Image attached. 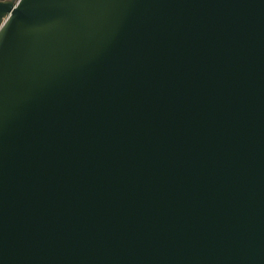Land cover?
<instances>
[{
    "label": "water",
    "instance_id": "95a60500",
    "mask_svg": "<svg viewBox=\"0 0 264 264\" xmlns=\"http://www.w3.org/2000/svg\"><path fill=\"white\" fill-rule=\"evenodd\" d=\"M0 264H264V0H0Z\"/></svg>",
    "mask_w": 264,
    "mask_h": 264
},
{
    "label": "flooded vegetation",
    "instance_id": "af4514ba",
    "mask_svg": "<svg viewBox=\"0 0 264 264\" xmlns=\"http://www.w3.org/2000/svg\"><path fill=\"white\" fill-rule=\"evenodd\" d=\"M8 1H10V0H8Z\"/></svg>",
    "mask_w": 264,
    "mask_h": 264
},
{
    "label": "snow or ice",
    "instance_id": "6c2138e0",
    "mask_svg": "<svg viewBox=\"0 0 264 264\" xmlns=\"http://www.w3.org/2000/svg\"><path fill=\"white\" fill-rule=\"evenodd\" d=\"M7 23V22H6Z\"/></svg>",
    "mask_w": 264,
    "mask_h": 264
}]
</instances>
